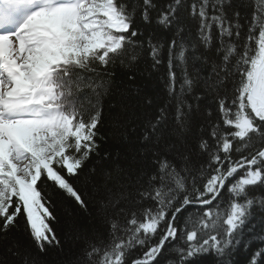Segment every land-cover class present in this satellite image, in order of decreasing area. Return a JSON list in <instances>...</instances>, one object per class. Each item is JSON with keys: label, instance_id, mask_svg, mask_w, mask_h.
Wrapping results in <instances>:
<instances>
[{"label": "snow or ice", "instance_id": "6c2138e0", "mask_svg": "<svg viewBox=\"0 0 264 264\" xmlns=\"http://www.w3.org/2000/svg\"><path fill=\"white\" fill-rule=\"evenodd\" d=\"M117 68L112 138L135 146L102 154ZM51 249L264 264V0H0V264Z\"/></svg>", "mask_w": 264, "mask_h": 264}, {"label": "trees", "instance_id": "16d2710c", "mask_svg": "<svg viewBox=\"0 0 264 264\" xmlns=\"http://www.w3.org/2000/svg\"><path fill=\"white\" fill-rule=\"evenodd\" d=\"M144 67H145V65L142 62L141 65L139 66V71H143ZM139 71L137 74L136 83H138V84L147 83L149 86L148 87L149 91H151L153 89V87H155L156 89H159L161 87L156 82L155 75L153 77V80L145 81L143 76L139 75ZM128 75H129V72L127 69L117 68L115 70V80H114V85H113V89H112V94H111V96L106 97L104 99L105 117H104V120L102 121V124H101V133L108 135L109 139H108V142L106 144H102V154H103V149H109L113 152H116V151H121L122 153L130 152L135 146V139H136L135 134L129 133V136H130L129 141H122L118 138H116V139L112 138L113 129L111 128V126L109 124V118H108L110 104H112L113 101L120 100L122 98L121 93L124 92L129 87V81L127 80ZM94 159H96V158L94 157ZM91 164H92V161H90L87 166H91ZM73 182L77 183L78 187L81 186V185H79L78 182H76V181H73ZM86 198H87V196H86ZM55 200L57 203L56 214L60 220V223L56 224L55 222H53V227L57 228V230H58L57 234L60 236L62 241H65L67 239V233L69 231V229L67 227V218L63 214L64 209H65V205L63 204L62 198L59 196V194L56 195ZM189 211H192V209H189ZM61 228L63 229L62 231L60 230ZM21 239L23 242H25V243L27 242L26 236H22ZM65 247L67 248V244H65ZM74 250H78V249H74ZM60 258H61V253L59 252L58 249H51L49 251L48 256L46 257V259L50 262V264H57V262L60 260Z\"/></svg>", "mask_w": 264, "mask_h": 264}]
</instances>
